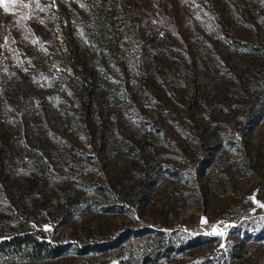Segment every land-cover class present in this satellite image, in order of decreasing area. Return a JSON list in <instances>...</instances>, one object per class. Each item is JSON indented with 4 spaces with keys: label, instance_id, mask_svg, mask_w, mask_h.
<instances>
[{
    "label": "rangeland",
    "instance_id": "rangeland-1",
    "mask_svg": "<svg viewBox=\"0 0 264 264\" xmlns=\"http://www.w3.org/2000/svg\"><path fill=\"white\" fill-rule=\"evenodd\" d=\"M262 205L264 0L0 3V243L63 247L0 264H264Z\"/></svg>",
    "mask_w": 264,
    "mask_h": 264
},
{
    "label": "trees",
    "instance_id": "trees-1",
    "mask_svg": "<svg viewBox=\"0 0 264 264\" xmlns=\"http://www.w3.org/2000/svg\"><path fill=\"white\" fill-rule=\"evenodd\" d=\"M69 69H72L71 72ZM62 75L72 73L82 89L90 93L93 89L94 83L89 78V72L85 69H79L77 64L69 60L67 63L61 61V65L56 68ZM42 236V235H41ZM19 254L23 258H30L32 260L41 261L42 259L55 258L63 253V247H54L47 242L45 238L41 241L35 235L25 234L24 236H14L9 241L0 243V256H8Z\"/></svg>",
    "mask_w": 264,
    "mask_h": 264
},
{
    "label": "snow or ice",
    "instance_id": "snow-or-ice-1",
    "mask_svg": "<svg viewBox=\"0 0 264 264\" xmlns=\"http://www.w3.org/2000/svg\"><path fill=\"white\" fill-rule=\"evenodd\" d=\"M0 3H4V0H0ZM262 207H264V205H262ZM206 222V221H205ZM220 235H222L223 233H219Z\"/></svg>",
    "mask_w": 264,
    "mask_h": 264
}]
</instances>
